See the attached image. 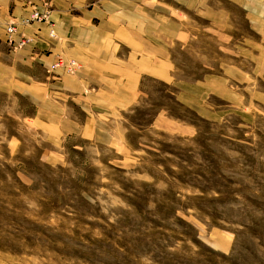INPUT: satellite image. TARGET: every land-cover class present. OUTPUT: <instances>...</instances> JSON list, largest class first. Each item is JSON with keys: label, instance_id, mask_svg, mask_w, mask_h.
<instances>
[{"label": "rangeland", "instance_id": "1", "mask_svg": "<svg viewBox=\"0 0 264 264\" xmlns=\"http://www.w3.org/2000/svg\"><path fill=\"white\" fill-rule=\"evenodd\" d=\"M169 104L137 111L139 146L50 164L30 107L0 95V264H264V115L148 127Z\"/></svg>", "mask_w": 264, "mask_h": 264}, {"label": "crops", "instance_id": "2", "mask_svg": "<svg viewBox=\"0 0 264 264\" xmlns=\"http://www.w3.org/2000/svg\"><path fill=\"white\" fill-rule=\"evenodd\" d=\"M33 9H48L49 23L17 25L15 44L34 39L13 50L5 27ZM0 95L30 107L57 149L50 164L81 142L116 154L139 146L137 111L161 100L173 108L148 119L158 131L254 120L264 115V0H0Z\"/></svg>", "mask_w": 264, "mask_h": 264}, {"label": "built area", "instance_id": "3", "mask_svg": "<svg viewBox=\"0 0 264 264\" xmlns=\"http://www.w3.org/2000/svg\"><path fill=\"white\" fill-rule=\"evenodd\" d=\"M43 2L46 3L47 0H43ZM49 13L50 11L48 9H44L42 12L38 11L37 9H33L29 16L21 20L20 23H8L5 27L8 45L11 46L13 50H15L32 43L34 38L24 34L21 35L20 41L17 44L14 43L13 35H15L17 31V25L29 26L33 23H49ZM49 35L52 38H55L56 36L52 28H50ZM61 60V58H57V62L53 65V67L55 68L59 66L62 62ZM65 67L68 73H72L76 67V63L73 60H69L66 62Z\"/></svg>", "mask_w": 264, "mask_h": 264}]
</instances>
